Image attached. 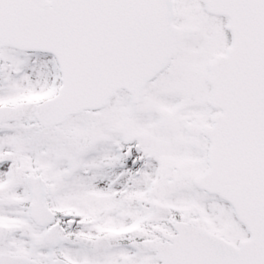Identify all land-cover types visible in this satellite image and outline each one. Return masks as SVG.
Instances as JSON below:
<instances>
[{
  "label": "snow or ice",
  "instance_id": "6c2138e0",
  "mask_svg": "<svg viewBox=\"0 0 264 264\" xmlns=\"http://www.w3.org/2000/svg\"><path fill=\"white\" fill-rule=\"evenodd\" d=\"M0 264H264V0H0Z\"/></svg>",
  "mask_w": 264,
  "mask_h": 264
}]
</instances>
